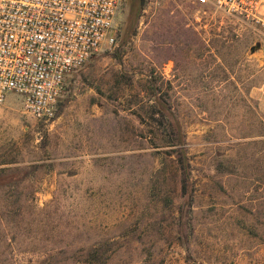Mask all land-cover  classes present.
<instances>
[{
    "label": "rangeland",
    "instance_id": "obj_1",
    "mask_svg": "<svg viewBox=\"0 0 264 264\" xmlns=\"http://www.w3.org/2000/svg\"><path fill=\"white\" fill-rule=\"evenodd\" d=\"M145 1L123 48L66 77L51 118L0 104V264H264V37L188 0ZM154 93L185 133L182 214Z\"/></svg>",
    "mask_w": 264,
    "mask_h": 264
},
{
    "label": "built area",
    "instance_id": "obj_2",
    "mask_svg": "<svg viewBox=\"0 0 264 264\" xmlns=\"http://www.w3.org/2000/svg\"><path fill=\"white\" fill-rule=\"evenodd\" d=\"M122 0H0V104L21 98L31 116L51 118L65 79L116 42ZM264 37V0H188Z\"/></svg>",
    "mask_w": 264,
    "mask_h": 264
},
{
    "label": "trees",
    "instance_id": "obj_3",
    "mask_svg": "<svg viewBox=\"0 0 264 264\" xmlns=\"http://www.w3.org/2000/svg\"><path fill=\"white\" fill-rule=\"evenodd\" d=\"M122 3L126 4L127 14L122 28L117 30L116 37L119 39L118 50L123 48L130 41L132 36L136 34V26L146 1L122 0L121 5ZM153 83L154 81L151 80L152 86H154ZM147 108L146 112L148 118L154 122L156 126L163 129L162 136L170 143L171 148L166 151V154L173 156L174 162L176 163L179 171V188L182 196V214L184 212L183 209L190 208L193 200V189L190 181L191 170L185 133L174 111L172 110L171 105L162 96L154 93L152 95L151 103L148 104ZM19 172L22 174V177L24 174H27L26 171L19 170ZM8 173L9 172H6V170L0 169V187L6 186L10 183L11 177Z\"/></svg>",
    "mask_w": 264,
    "mask_h": 264
},
{
    "label": "water",
    "instance_id": "obj_4",
    "mask_svg": "<svg viewBox=\"0 0 264 264\" xmlns=\"http://www.w3.org/2000/svg\"><path fill=\"white\" fill-rule=\"evenodd\" d=\"M255 48H256V47H252V48H251V51H253Z\"/></svg>",
    "mask_w": 264,
    "mask_h": 264
}]
</instances>
